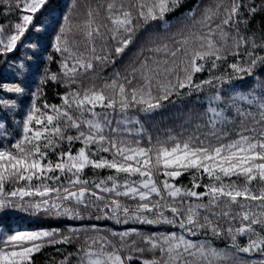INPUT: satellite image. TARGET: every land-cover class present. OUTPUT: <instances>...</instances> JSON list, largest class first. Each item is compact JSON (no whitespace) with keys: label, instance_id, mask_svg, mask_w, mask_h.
<instances>
[{"label":"snow or ice","instance_id":"6c2138e0","mask_svg":"<svg viewBox=\"0 0 264 264\" xmlns=\"http://www.w3.org/2000/svg\"><path fill=\"white\" fill-rule=\"evenodd\" d=\"M185 3L67 0L57 19L54 0H0V64L24 77L0 76V264H264V0L169 21ZM141 33L127 75L97 71ZM173 95L195 96L193 131L153 137L141 117Z\"/></svg>","mask_w":264,"mask_h":264},{"label":"trees","instance_id":"16d2710c","mask_svg":"<svg viewBox=\"0 0 264 264\" xmlns=\"http://www.w3.org/2000/svg\"><path fill=\"white\" fill-rule=\"evenodd\" d=\"M67 3V0H54V8L56 9L53 12V15L59 19L61 18V10L64 9L65 4ZM197 3V0H186V3L183 5V7L176 13L171 14L168 17V20L171 22H175V17L180 15L181 12H184L188 9H191L195 4ZM4 8L3 6H0V12H3ZM12 19H15V15L11 17ZM6 22L3 18H0V23ZM151 31V28L149 29ZM47 38H45L44 43L47 44ZM148 41H147V34L141 33L139 37L136 39V41L130 45L125 52L120 56L116 57L114 52V45H110L112 47V58L115 59V64H109V66L106 69L101 70L100 68H97V71H102V75L107 77L110 76L115 71H119L121 73V76H125L128 73L125 71L126 68H128V71L130 72L129 65L132 64V61L136 57L137 53L141 49V47H147ZM98 52H99V42H98ZM147 55V53H144ZM141 59L143 57H140ZM4 64H0V75L2 73V68ZM134 66V65H133ZM53 71L57 70V66L53 65ZM91 75V74H90ZM197 77H203L206 74H196ZM97 83H102V81H97ZM63 91V89H57L55 86L48 88V97L49 101L52 103H59L60 101L56 98L55 93L56 91ZM186 91V90H181ZM171 101H174L172 103ZM195 96L187 97V96H181L177 97L173 95L170 98V101L164 102V107L160 109L157 113H155L151 118H144L145 121V127L147 130L152 134L153 137H156L157 135H160L161 137L166 135V130L171 129L174 133H181L184 129H187L188 131L185 132V135L193 131V125L197 122L196 115H195V109L198 107L195 103ZM190 109L193 110L190 113ZM191 115L192 121L191 123H187L188 117ZM203 131V130H202ZM79 146V145H77ZM107 171L101 172V176L107 175ZM92 172L90 169L86 170V178L91 177ZM179 183L182 184H188L189 183V177L187 174H185L183 177L179 179ZM5 224L10 226L12 229H36L40 227H62L63 225L57 224L53 221H47L42 218H36V217H30L28 215L22 214V213H12L9 217L5 219ZM109 226H112L111 222H108ZM16 227H13V226ZM119 227V226H117ZM1 230H3V227H0ZM246 241L244 239H241V243H245ZM216 244L220 247L224 246L223 241H216ZM52 256H58L56 253L55 248L48 247L45 248L40 253H37L35 255V264H48V261ZM59 258V257H58Z\"/></svg>","mask_w":264,"mask_h":264},{"label":"rangeland","instance_id":"374dc122","mask_svg":"<svg viewBox=\"0 0 264 264\" xmlns=\"http://www.w3.org/2000/svg\"><path fill=\"white\" fill-rule=\"evenodd\" d=\"M25 75H27V73H25ZM4 79L8 80V81H19V80H23L24 77L23 76H14L11 72V70H9L7 68V65H4L2 68V73L1 75ZM29 81H31V77H29ZM8 96L13 97L14 98V94H8ZM13 227H16L15 225ZM0 231H3L0 229Z\"/></svg>","mask_w":264,"mask_h":264}]
</instances>
